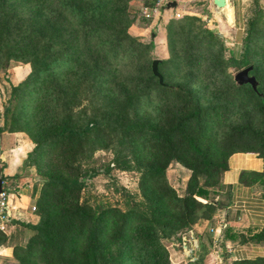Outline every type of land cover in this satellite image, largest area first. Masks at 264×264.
<instances>
[{
  "label": "trees",
  "instance_id": "16d2710c",
  "mask_svg": "<svg viewBox=\"0 0 264 264\" xmlns=\"http://www.w3.org/2000/svg\"><path fill=\"white\" fill-rule=\"evenodd\" d=\"M151 3L154 5L155 0ZM106 5L107 0H0V71L6 70L10 61L30 66L24 79L11 85L13 97L21 98L23 103L20 113L13 115L11 124L5 119L1 130L25 131L29 135L33 146L27 160L34 149L52 156L62 147L64 153L74 155L89 136L95 143L106 142L110 128L135 152L141 167L139 187L146 201L124 210L80 204L76 201L80 182L61 172L51 173L41 184L37 216L32 220L24 217L22 222L31 234L25 243L14 247L19 264H169L164 239L210 217L222 206V202H202L197 196L209 194L205 186L219 180L231 154H256L263 168L252 175L264 177V84L247 57L255 19L249 21L243 52L231 55V65L239 70L252 65L250 74L256 77L257 88L240 85L234 76L228 77V96L220 111L228 114L235 107L246 112L253 109L259 120L256 118L255 124L247 116L223 134L210 135L209 108L200 103L187 82L165 81L160 66L166 59L158 63L164 85L152 73L154 59L149 60L145 75L140 68L132 76L127 75L133 71L126 60L133 55L134 46L142 50L150 46L128 32L132 25L126 7L108 18ZM194 17L186 15L184 20L189 23ZM111 18L115 25L107 26ZM111 55L113 60H109ZM120 62L125 66L120 68ZM70 77L71 81L65 83L64 79ZM111 86L119 92H112L115 87ZM153 89L163 92L171 103L163 109V123L144 113L143 104H151L145 97ZM243 89L248 98L239 97ZM94 93L101 104L92 118L81 119L73 109ZM52 95L66 111L58 120L37 122L33 113L45 116L44 102ZM83 111L81 107L78 114H85ZM211 111L213 116L219 115L215 107ZM171 159L191 170L185 195L162 181ZM66 165L72 167L69 162ZM0 177L4 179L2 173ZM54 209L59 213L54 214ZM6 239V233L0 230V244ZM137 240L141 244L138 247ZM248 240L264 244V226ZM112 245H119L114 253L109 251ZM230 264H264V255Z\"/></svg>",
  "mask_w": 264,
  "mask_h": 264
},
{
  "label": "rangeland",
  "instance_id": "374dc122",
  "mask_svg": "<svg viewBox=\"0 0 264 264\" xmlns=\"http://www.w3.org/2000/svg\"><path fill=\"white\" fill-rule=\"evenodd\" d=\"M168 1L155 0L153 5L152 0H107L106 13L108 18L116 10L126 7L132 25L129 27L128 32L138 41L150 46L145 50H142L140 46H134L135 48L132 49L133 55L126 60L128 62L127 66L133 68V71H128L127 75L132 76L136 71L138 72V68L145 75L149 60L166 59L167 62L160 66L165 81L169 84L187 82L190 87L194 88L200 103L209 108L207 116L212 121H210V127L212 128L210 135H213V133L223 134L230 125L239 123L247 116H250L256 124L257 116L254 114L253 109L246 112V109L235 107L230 113L224 114L221 113L220 107L225 105L228 96V77H233L239 70L231 65V55L243 52V40L247 33L249 21L253 18L255 19V25L251 31L247 57L249 63L254 66L255 73L264 84V0H235L239 1L236 8L235 22L228 23L225 19H222L220 27L218 22L212 20L213 13L208 6L211 0H194L190 3L180 1L177 7L166 9ZM186 15L195 17L187 23L184 20ZM176 20L180 22L178 23ZM112 21L111 18L110 22H107V26L115 25ZM205 27L212 34H209ZM122 53L121 51L120 54L123 55ZM113 59L114 56L111 55L109 60ZM120 63V68L125 66V63ZM12 64L16 65L13 72L18 77H21L24 73L25 66L29 65L28 63L24 65L22 62L12 61L11 63L10 61L8 68L0 71V122L3 123L5 119L8 123L13 121V115L20 113L23 104L20 101L21 98L15 99L11 92ZM120 72L119 74L124 75ZM69 81H71V77L64 79L65 83ZM112 86L110 89L115 87ZM115 90L118 91L119 88L118 90L116 87L114 90L111 89L112 92H115ZM67 92H63V95ZM239 94V97H249L244 89ZM145 98L149 99L151 104L150 106L143 104L145 106L144 113L155 117L158 123H163L166 115L163 109L171 106L165 94L153 89ZM57 101V99H53V95L49 96V99L44 102L45 116L41 115L43 114L41 112L33 113L38 119L37 122L46 124L49 118L58 120L61 112L66 111V107L62 105L60 100ZM142 102L145 101L142 100ZM100 104L98 95L94 93L87 101L83 100L80 106H75L73 111L75 115L81 116V119L84 117L89 119L95 115V111ZM81 107H84L83 112L85 114H78ZM214 107L219 112L216 117L213 116V111H211ZM172 108H175V106ZM39 115H41V119H39ZM257 119L259 120V116ZM0 131H2L1 127ZM107 131L109 139L106 142L95 143L94 137L89 136L83 143L82 149H78L74 155L69 152L64 153L61 150L62 147L52 156L47 155L46 152H43L42 155L34 149L25 160V165L32 168V174L30 175V183H23V186H28L27 193L31 198L21 210H18L21 214L15 212L17 210L14 207L10 208L12 221H8L3 230L7 235V239L0 244V264H19L13 254L14 247L25 243L31 234L22 222L26 220L25 218L32 220L34 216H37L38 204L36 200L41 184L51 173L61 172L69 178H76L80 182L76 198V201L80 204H88L92 207H115L124 210L129 205L142 206L146 202L139 187L141 167L135 158V152L128 145V142L122 140L118 135L116 136L112 129L108 128ZM36 151H38L37 155H35ZM66 162H69L72 167L67 166ZM3 167L4 162L0 159V173H2ZM226 170L221 173L219 180L214 185L205 186L209 194L207 196H197L199 200L211 203L215 201L224 203L227 200L229 189L224 182ZM190 174L191 170L189 168L177 160L171 159L164 171L162 181L166 186L172 187L178 194L185 195ZM3 177V180H5L3 188L11 189L12 193L17 194L16 189H19L17 186L19 182L16 177L8 175H3ZM254 177L261 184H264V177ZM203 182L204 179L201 176L199 179L200 185ZM32 206L35 207V210H32ZM222 208L223 204L210 217L201 220L212 222L214 216L223 215L220 210ZM53 213L58 214L59 210L54 209ZM196 223L187 228L179 229L164 239L163 243L169 264L201 263L202 253L191 261V250H196L198 245L194 240L197 232L192 228ZM137 243V247L141 245L138 240ZM118 247L119 245H112L109 247V251L114 253Z\"/></svg>",
  "mask_w": 264,
  "mask_h": 264
},
{
  "label": "crops",
  "instance_id": "0c3cea01",
  "mask_svg": "<svg viewBox=\"0 0 264 264\" xmlns=\"http://www.w3.org/2000/svg\"><path fill=\"white\" fill-rule=\"evenodd\" d=\"M180 1L190 3L194 0H176V7ZM238 5L239 1L226 0L224 6L216 7L211 0L208 6L213 13V22H218L219 27L224 19L228 23L235 22ZM15 66L11 65V85H17L30 70L29 65L25 66L24 73L18 77L13 72ZM0 127H4L2 121ZM32 146V140L24 131H0V159L4 162L2 174L14 176L19 182V189H16L18 195L9 192V206L16 210H21L31 198L27 193L28 186H23V183H30L32 168L24 161ZM262 168V159L255 154L236 152L230 155L224 175L229 192L220 209L223 215L214 216L212 222L200 220L192 227L197 232L194 240L198 245L196 250H191V261L200 253L203 257L201 264H230L264 255L263 243L248 240L264 226V184L252 175ZM4 182L2 180V186Z\"/></svg>",
  "mask_w": 264,
  "mask_h": 264
},
{
  "label": "water",
  "instance_id": "95a60500",
  "mask_svg": "<svg viewBox=\"0 0 264 264\" xmlns=\"http://www.w3.org/2000/svg\"><path fill=\"white\" fill-rule=\"evenodd\" d=\"M213 3L216 7H222L225 5L226 0H213ZM177 2L176 0H169L166 4V8L176 7ZM161 61V59H154L151 64L152 73L158 78V82L162 85L163 83V77L161 73L158 70V63ZM252 70V65H249L245 68H242L241 70L237 71L234 74V80L238 84H249L251 87L256 90L258 81L256 77L252 74H250V71ZM2 192H9V189H5L2 186V178L0 177V193Z\"/></svg>",
  "mask_w": 264,
  "mask_h": 264
},
{
  "label": "built area",
  "instance_id": "2783aa9c",
  "mask_svg": "<svg viewBox=\"0 0 264 264\" xmlns=\"http://www.w3.org/2000/svg\"><path fill=\"white\" fill-rule=\"evenodd\" d=\"M32 210H35L34 206H32ZM10 215L9 192H2L0 193V230H4Z\"/></svg>",
  "mask_w": 264,
  "mask_h": 264
}]
</instances>
